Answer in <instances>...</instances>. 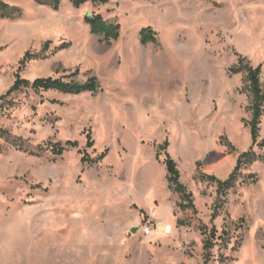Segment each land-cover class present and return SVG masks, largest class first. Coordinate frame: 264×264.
I'll list each match as a JSON object with an SVG mask.
<instances>
[{"label": "rangeland", "instance_id": "rangeland-1", "mask_svg": "<svg viewBox=\"0 0 264 264\" xmlns=\"http://www.w3.org/2000/svg\"><path fill=\"white\" fill-rule=\"evenodd\" d=\"M7 2L22 16L0 20V96L18 73L80 83L96 76L102 90H23L0 109V126L30 150L79 143L56 157L0 140V264H264V163L243 171L258 182L231 190L214 222L216 186L197 178L199 169L226 180L252 145L246 77L230 69L239 56L261 66L264 89V0H109L79 8L62 0L58 10ZM94 13L121 25L117 41L91 34L85 17ZM148 27L157 45H142ZM27 52L40 56L19 71ZM106 149L99 164H82L80 151L94 158ZM166 153L196 214L182 211L169 189ZM147 222L156 227L150 236L141 230ZM201 225L225 238L208 263Z\"/></svg>", "mask_w": 264, "mask_h": 264}, {"label": "trees", "instance_id": "trees-1", "mask_svg": "<svg viewBox=\"0 0 264 264\" xmlns=\"http://www.w3.org/2000/svg\"><path fill=\"white\" fill-rule=\"evenodd\" d=\"M35 2L47 5L55 10H58L62 4V0H34ZM71 3L79 8L87 3L92 4H107L109 0H70ZM22 16V11L11 6L7 0H0V20L4 19H18ZM85 22L90 28L92 35L100 38L104 43L110 45L112 42L117 41L120 38L121 25L116 21L105 19L101 14H88L85 17ZM141 43L146 46L149 44L157 45L159 43L156 32L148 27L144 28L141 32ZM67 46H62L60 49H64ZM40 54L32 56L29 52L25 54L21 61L19 71L26 67L27 63L31 60L39 57ZM231 73L245 74V82L248 87V91L251 95V121L248 126L251 130V147L244 153L240 154L236 163V166L232 173L226 180H220L214 175H208L202 173L198 169L197 178L201 182L214 184L216 186V199L213 207V214L211 222H214L220 215L219 211L223 210L227 201L229 192L235 189L240 183L255 184L258 182V177L255 174H250L246 178L243 177V171L257 162L264 163V155L259 154L256 148L259 150L264 149V139L260 140V125L264 116V89L261 84L262 67L258 66L254 68L246 58L239 56L238 64L230 69ZM79 72L77 73V75ZM23 90H32L35 94L48 91H58L64 94L80 95L83 93H99L102 88L99 84L96 76H91L85 83L77 82L76 80L66 81L63 78H37L33 81L21 78L18 73L16 81L12 87L0 96V109L7 107V105H13L14 101L12 97L16 94L22 93ZM0 140H4L9 146H12L20 151L29 153L31 155L40 156L47 151H51L56 157H62L66 152L78 149L79 143L77 141L53 142L48 141L43 145L37 146L34 150H30L26 146V141L19 136L14 135L10 130L0 126ZM229 147L235 150L234 146L229 143ZM87 147H94V141L91 138V134L88 135ZM169 144L166 142L159 147L157 152V159L161 157V151H166ZM82 155L81 162L83 165L94 166L102 162L108 155V149L101 154L92 158L89 156L86 150L80 151ZM164 165L167 170V180L169 189L172 190L180 197L179 208L182 211L192 210L193 213H197V208L194 203V196L189 192L188 188L181 182V174L178 168L177 162L168 154L165 155ZM243 180V181H242ZM242 181V182H241ZM185 224V223H184ZM200 231L205 237L204 250L206 263L210 261L212 256V250L217 245L218 241H223L224 236H217L218 231L215 227L211 230L205 225L200 226Z\"/></svg>", "mask_w": 264, "mask_h": 264}, {"label": "built area", "instance_id": "built-area-1", "mask_svg": "<svg viewBox=\"0 0 264 264\" xmlns=\"http://www.w3.org/2000/svg\"><path fill=\"white\" fill-rule=\"evenodd\" d=\"M154 229H156V227H155L154 224L151 223V222H147V223H145V224L142 226V228H141L142 233H143L145 236H150V235H152ZM168 229H170V228H168Z\"/></svg>", "mask_w": 264, "mask_h": 264}, {"label": "water", "instance_id": "water-1", "mask_svg": "<svg viewBox=\"0 0 264 264\" xmlns=\"http://www.w3.org/2000/svg\"><path fill=\"white\" fill-rule=\"evenodd\" d=\"M137 231H138V228H134V229L132 230L133 233H136Z\"/></svg>", "mask_w": 264, "mask_h": 264}]
</instances>
